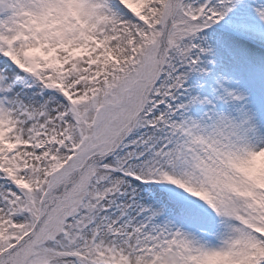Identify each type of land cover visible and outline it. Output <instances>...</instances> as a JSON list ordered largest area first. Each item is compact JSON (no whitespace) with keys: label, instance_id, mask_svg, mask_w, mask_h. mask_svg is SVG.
<instances>
[{"label":"snow or ice","instance_id":"1","mask_svg":"<svg viewBox=\"0 0 264 264\" xmlns=\"http://www.w3.org/2000/svg\"><path fill=\"white\" fill-rule=\"evenodd\" d=\"M0 264H264V0H0Z\"/></svg>","mask_w":264,"mask_h":264}]
</instances>
